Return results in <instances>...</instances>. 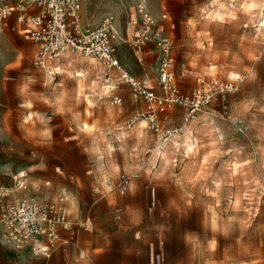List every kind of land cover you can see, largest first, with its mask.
<instances>
[{
  "label": "rangeland",
  "instance_id": "374dc122",
  "mask_svg": "<svg viewBox=\"0 0 264 264\" xmlns=\"http://www.w3.org/2000/svg\"><path fill=\"white\" fill-rule=\"evenodd\" d=\"M81 2L89 28L113 17L129 40L117 42V58L137 79L157 69L155 50L141 65L130 42L129 15L141 2L174 39L181 90L198 75L246 80L226 110L215 102L183 134L160 142L145 122L126 128L145 110L127 86L117 92L120 105L99 99L97 60L65 55L48 75L36 66V45L7 20L0 33V189L9 198L63 205L72 226L84 227L44 258L11 247L0 223V264H264V0ZM182 113L167 111L164 127L181 125ZM121 173L138 174L124 195L106 184ZM115 207L123 210L119 222Z\"/></svg>",
  "mask_w": 264,
  "mask_h": 264
},
{
  "label": "built area",
  "instance_id": "2783aa9c",
  "mask_svg": "<svg viewBox=\"0 0 264 264\" xmlns=\"http://www.w3.org/2000/svg\"><path fill=\"white\" fill-rule=\"evenodd\" d=\"M13 14L17 15L18 23L25 25L23 38L37 47L35 63L41 71L52 75L49 64L65 55L97 60L101 65L105 91L99 99L105 98L113 105H120L122 98L117 92L127 86L135 101L144 102L145 110L130 119L126 128L144 121L160 142L183 134L198 114L215 102L226 110L228 98L237 93L246 80L245 75L239 73L226 79L198 75L189 91L181 90L175 74L174 39L141 2L135 8L138 30L132 45L137 50L147 45L154 46L156 88L131 75L117 58L119 35L112 16L103 18L95 28H84L80 0H15L12 4L0 5V33ZM164 19L166 16L162 15L161 22ZM182 76H185L184 72ZM174 107L184 109L181 125L164 127L159 120L160 115ZM137 178V173H121L115 180H107L106 184L110 190L115 189L124 195ZM122 215L121 207L112 210L115 222L121 221ZM0 223L3 238L11 247L44 258H49L57 247L65 243L61 232L72 229L63 205L43 203L30 195L9 198L8 193L1 189ZM155 263L159 264V260L156 259Z\"/></svg>",
  "mask_w": 264,
  "mask_h": 264
},
{
  "label": "crops",
  "instance_id": "0c3cea01",
  "mask_svg": "<svg viewBox=\"0 0 264 264\" xmlns=\"http://www.w3.org/2000/svg\"><path fill=\"white\" fill-rule=\"evenodd\" d=\"M80 2H81V0H80ZM13 3V2H12ZM12 3H7V4H12ZM0 5H6V4H0ZM17 15L16 14H13L8 20H10V21H12L13 20V24H11V29H12V31H17V33H19V34H21L22 35V30L25 28V25L24 24H22V23H18L17 22ZM81 22H82V26L84 27V28H89L86 24H85V22L83 21V16H82V2H81ZM128 26H129V28H128V30H132V31H135V35H134V37L136 36V34H137V30H138V24H137V18H136V15H135V10H134V13L132 12L130 15H129V21H128ZM114 28L117 30V32H118V35H119V40L121 41V42H123V43H128L129 42V40H122L121 39V33H120V31H119V29H118V27H117V25H116V23H115V21H114ZM23 36V35H22ZM130 42H132V41H130ZM152 49H154V46L153 45H147V46H145V47H143V48H140V50H137V51H135V53H136V58H137V61H138V63H140L141 65H144L145 63H147V56H148V54L150 53L149 51H151ZM155 50V49H154ZM155 56H156V50H155ZM120 60V59H119ZM142 60H143V62H142ZM144 63V64H143ZM151 74H156V70H146V72H144L141 76H140V79L139 80H141V81H146V84H147V86H150V87H154V88H156V86H157V77L155 76V77H153V75H151ZM122 92H123V90H122ZM127 92H128V90H127ZM144 103V102H143ZM144 106H145V104H144ZM142 112H144V110H142L141 112H138V113H136L135 115H138V114H140V113H142ZM166 113V112H165ZM165 113H163V114H161L160 115V122H161V124L164 126V124H163V121H164V115H165ZM134 115V116H135ZM182 115H183V113H182ZM133 116V117H134ZM132 117V118H133ZM173 117H175V115L173 116ZM182 118V117H181ZM142 122H144V121H142ZM78 226H80V227H77V228H75V227H73L72 226V229L70 230V231H62L61 232V236H62V238L65 240V243L62 245L63 247H65V246H67L74 238H75V236H77V234H78V232H79V230H80V228H83L84 227V224H80V225H78ZM85 226H87V225H85Z\"/></svg>",
  "mask_w": 264,
  "mask_h": 264
}]
</instances>
